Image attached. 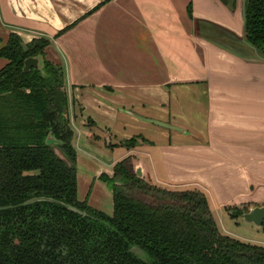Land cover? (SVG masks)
<instances>
[{"label":"crops","instance_id":"1","mask_svg":"<svg viewBox=\"0 0 264 264\" xmlns=\"http://www.w3.org/2000/svg\"><path fill=\"white\" fill-rule=\"evenodd\" d=\"M244 1L0 0V46L47 38L63 68L77 200L111 215L99 176L129 156L144 180L208 205H264V58L244 40ZM132 136L148 142L121 145Z\"/></svg>","mask_w":264,"mask_h":264},{"label":"trees","instance_id":"2","mask_svg":"<svg viewBox=\"0 0 264 264\" xmlns=\"http://www.w3.org/2000/svg\"><path fill=\"white\" fill-rule=\"evenodd\" d=\"M243 35L264 58V0L244 1ZM48 43H24L10 32L0 46V206H12L0 209V264H264V247L219 232L202 191L137 177L132 157L116 162L110 177L99 176L112 195L111 215L77 200L64 73L45 58ZM35 55L41 68L23 72V60ZM49 132L58 144H45ZM138 139L146 141L132 136L121 145ZM33 196L85 215L49 201L17 205Z\"/></svg>","mask_w":264,"mask_h":264},{"label":"rangeland","instance_id":"3","mask_svg":"<svg viewBox=\"0 0 264 264\" xmlns=\"http://www.w3.org/2000/svg\"><path fill=\"white\" fill-rule=\"evenodd\" d=\"M34 38H37V37H34ZM146 137L149 138L148 136ZM137 142L138 141H136V143ZM100 143L102 144V141H100ZM101 149L104 150L100 153V157L103 160H109V159H112L113 157H115L116 159L118 152H120V150L116 149L115 147L111 148V150H109L106 146L105 148L101 147ZM116 162H118V160H116ZM199 190L202 191L201 189ZM209 193H206V195L207 196L212 195L211 192ZM211 199L213 201V198ZM208 206L210 207L209 209L211 211V215L220 233L225 234L229 237H232L234 239H237L245 243L260 245L264 247V224H261L260 226H255L252 223L245 222L242 218L241 212H238L236 216H233L232 212H236V210H234V207L232 206L229 208L227 207L218 208L214 201H213V206L212 204H210V202ZM238 210H241V209H238ZM263 222H264V218H263Z\"/></svg>","mask_w":264,"mask_h":264},{"label":"water","instance_id":"4","mask_svg":"<svg viewBox=\"0 0 264 264\" xmlns=\"http://www.w3.org/2000/svg\"><path fill=\"white\" fill-rule=\"evenodd\" d=\"M22 47L25 49V45L22 44ZM42 66V59L40 57V55H35V56H29L26 57L23 62H22V71L25 72L27 71L29 68H36V69H40ZM150 122H153L152 120H149ZM158 123V122H156ZM160 124V123H158ZM45 144L48 145H55L58 144L59 141L55 140L54 137L49 133H47V135L45 136L44 139ZM54 153L59 157V158H63L62 155L59 153V151L56 148H53ZM134 173L136 174L137 177H140V172H139V168L135 167L134 168ZM40 201H49V202H53V203H57L61 206H63L64 208L78 213L80 215H85L84 211H80L77 208L57 201L55 199H52L50 197H46V196H33L30 198L25 199L24 201L20 202L19 204H17L18 206H22V205H27V204H31L33 202H40ZM12 207L11 205H4V206H0V209H7ZM242 213V218L245 222H249L254 224L255 226H260L263 222V217H264V205L261 206H254L252 208H249L246 212L241 211ZM236 212H232L233 216H236ZM131 250L137 254L142 256V252L140 250H138L136 247H131Z\"/></svg>","mask_w":264,"mask_h":264}]
</instances>
